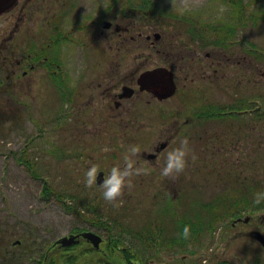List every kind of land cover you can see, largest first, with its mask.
<instances>
[{
	"label": "rangeland",
	"instance_id": "1",
	"mask_svg": "<svg viewBox=\"0 0 264 264\" xmlns=\"http://www.w3.org/2000/svg\"><path fill=\"white\" fill-rule=\"evenodd\" d=\"M40 1L43 9L40 14L44 18L49 4L48 0ZM214 2L161 0L158 4L168 10L196 12L201 23L210 24L216 19L225 21L230 7ZM245 2L248 14L258 13L259 21L248 18L247 27L231 37L234 43L238 42L228 51L192 43L193 49L197 50L196 59L201 60L200 65L194 63V67L193 61L182 58L192 59V55L187 53L188 50L182 52L184 36L175 29L145 32L142 38L135 34L137 43L129 46L131 57L125 64L129 72L135 71L132 75L134 87L141 71L156 66L173 70L178 85L177 94L167 101L159 102L148 94H139V98L125 103L127 110L142 100H150L144 110L148 114L146 121L139 125H128V120L108 121L106 116L101 120L100 106L95 104L98 117L94 115L89 119L94 124L86 125L83 119L92 113L83 114L86 112L84 103L87 97L93 103L91 91H88L86 98L72 111L77 122L73 119L68 127L61 128L54 120L60 107L46 71L37 69L22 76L19 70L16 72L20 77L13 74L9 80L3 72L4 61L0 57V81L11 85L10 91L0 86V264H49V255L43 259L49 247L74 232L90 230L106 238L108 233L104 228L90 222L97 216L112 227L113 237H122L125 244L122 248H132L146 264L202 263L203 260L210 264L216 252L235 264H264L263 248L246 234L253 230L264 234V209L245 213L244 218L253 215L251 223L231 230L223 213L222 222L211 232L208 222L213 219L212 214L218 215V211L207 212L203 208L226 195L231 178L234 179L232 190L256 186L264 179V0ZM220 5L227 11L221 14ZM36 12L35 9L26 21L28 27L32 26L31 34L36 30L34 25L43 20L33 19ZM118 23L125 26L127 20L120 19ZM147 34L153 39L156 34L162 35L155 49L142 46L149 43ZM109 36L105 35L100 46L102 54L122 56V49L118 50V44ZM2 44L0 36V54ZM207 53L211 55L209 58H206ZM70 56L74 57V65L77 50ZM20 57L15 54L10 61L16 62ZM123 73L122 80L126 76L125 70ZM241 101L250 105L244 115L239 114V119L243 116V122H204L194 118L195 112L204 107H228ZM184 138L188 139L190 149L185 171L175 179L163 177L161 169L167 153L179 147ZM162 143L166 148L157 152ZM130 146L139 148L133 159L135 167L143 171L131 177L132 187L124 189L120 198L122 203L117 207L120 201L107 202L97 180L92 187L86 185V172L96 165L98 173L103 170L106 178L112 167L123 168L124 156L130 154ZM114 150L119 153V159L111 155ZM150 154H155L152 160L148 158ZM24 160L34 164L39 178L32 175ZM48 187L52 193L44 195ZM169 198L175 200L174 205L169 203ZM198 211L203 216L202 232L193 247L179 248L177 250L181 252L177 254V250L174 251L162 238L177 233L178 218L199 221L194 217ZM147 230L150 234L158 233L163 245L153 247L152 238L156 235L152 234L146 240ZM224 233L227 240L223 242L220 237ZM185 248H192L196 253H183ZM87 251L84 245L66 253L79 256L81 264L90 263L88 261L99 264L98 256L86 254ZM57 254L52 253L54 260Z\"/></svg>",
	"mask_w": 264,
	"mask_h": 264
},
{
	"label": "flooded vegetation",
	"instance_id": "2",
	"mask_svg": "<svg viewBox=\"0 0 264 264\" xmlns=\"http://www.w3.org/2000/svg\"><path fill=\"white\" fill-rule=\"evenodd\" d=\"M159 1L161 2V0H48V13L44 14L43 18V15L40 14L43 11L40 0H17L11 8L0 13V36L3 42V51H1L0 57L4 61L2 69L5 77L9 79L11 75L16 74V78H19V70H21L22 76H27L29 72L37 69L46 71L47 80L56 95L57 105L60 107L54 120L56 125L61 124V128L68 127L73 119L76 120L77 116L72 111L79 101L82 102L86 98L88 91H91L90 99L93 103L89 101L88 97L84 103L83 109L86 112L83 114L92 113L83 119L86 125L94 124L89 120L94 115L98 117L93 104L100 106L101 120H104L106 116L108 121L128 120V125H139L146 121L148 114L144 110L150 104V100H142V102L136 103L137 105H132L125 110L126 102L134 100L139 94L140 96L148 94L150 98L153 97L159 102L167 101L177 93L170 98L160 100L139 87L138 79L143 73L166 66H156L141 71L136 78V87H134L132 75L135 71L129 72L128 68H125V64L131 57L129 56L131 49L129 46L133 45V42L137 43V37L142 38L143 33H151L154 30L175 29L184 36L181 44L182 52L185 53V50H188L186 52L192 55V59L186 56L182 58L187 62L193 61L192 67H194V63L197 65L201 63V60H197L195 57L197 50L193 49L192 43L203 46L211 45L225 51L232 48L228 45L229 35L227 34L225 40L219 43L217 33H212L214 37L209 41L204 39L199 33L200 21L196 18L198 16L196 12L183 13L168 10V8L160 6ZM35 9L37 12L33 19L43 20L34 25L36 30L33 31L34 34H31L32 26L28 27L26 21ZM37 14L40 15L36 16ZM120 19H126L127 24L120 25L118 23ZM106 34L111 35L109 37L116 41L118 50L122 49V56L109 57L102 54L100 46L104 43ZM135 34H138L137 37ZM161 39L162 35L160 34L154 35V39L151 34H147L146 40L149 43H146L147 46L143 43L142 46L155 49ZM75 50H77L78 56H76L73 65L74 57L70 55ZM90 53L96 56L92 57ZM15 54H20V59L16 62L15 60L10 61L15 57ZM206 56L209 58L211 55L207 53ZM124 70L126 76L124 75L122 80ZM175 79L177 83L176 76ZM0 86H5V91L11 89V85H4L1 81ZM126 88L132 92L130 94L129 91L125 92ZM94 91H101V93ZM160 118H164V116L161 114ZM148 158L152 160L149 155ZM252 219V216L233 218L228 221L230 223L228 228L231 230L248 226ZM98 227L104 228L103 230L107 228L104 224ZM255 232L256 230H253L246 234L255 239ZM224 234L220 237L223 242L227 240L226 233ZM103 238L104 241L107 239V237ZM256 241L263 248L262 244L258 240ZM194 243L189 246H193ZM79 244L89 246L90 249L94 247L91 242L82 238ZM106 244L107 241L101 244L103 245L101 251L104 252L105 259L109 256V252L104 249ZM54 250L62 249L60 246H56ZM191 250H188L190 255ZM117 255L119 256L118 260L121 259V255L119 253ZM186 264L202 263L193 261ZM210 264L235 263L229 258L221 257L216 252Z\"/></svg>",
	"mask_w": 264,
	"mask_h": 264
},
{
	"label": "trees",
	"instance_id": "3",
	"mask_svg": "<svg viewBox=\"0 0 264 264\" xmlns=\"http://www.w3.org/2000/svg\"><path fill=\"white\" fill-rule=\"evenodd\" d=\"M231 6L233 7L232 10V15H231V21H224L223 23H225L224 25H226V28H229L232 32H234V29L237 26H243L246 22L247 19H252L254 22L258 21V18H260L258 13H253V14H248V11L244 5V0H227ZM257 14V15H256ZM228 25L230 27H228ZM212 25H207V27H211ZM225 27H220V24H216V28L218 32H223V30L225 29ZM201 36H204L205 33L201 30L200 32ZM42 58V56H41ZM238 107L236 106H232L231 110H235ZM219 110L215 109V108H210L207 109L205 114L207 117H213L214 113L217 112ZM211 115V116H209ZM24 164L28 166V168L30 169V171L32 172V175H34L35 177L39 178V175L37 172H35L33 165L29 160H24ZM231 177V176H230ZM234 179H230L228 180L229 186H230V190H227L226 195L223 198L217 199L214 203L212 204H208L205 205L203 208L209 212L212 210L217 209L218 211V215L216 214H212V220H210L208 222L209 227H213L214 223L216 224L217 222L221 221V216L222 214H226V217L228 218H234L237 216H242L245 213H250V212H256L259 210L264 209V202H262L260 205H255L253 203L254 200V196L256 193L258 192H264V179L263 180H259V182L257 183L256 186H250L247 188H244L245 186H240V188H235V190H232L231 187H233L232 181ZM244 184V183H243ZM263 186V188H262ZM234 188V187H233ZM52 193V189L50 187L46 188V193L45 194H50ZM169 203L174 205V200L172 198H169ZM80 214V213H79ZM81 215V214H80ZM194 217H197L199 219V221H194V220H182L178 218V225L179 227L177 228V233L170 236L167 235L165 237L162 238V240L167 242V245L170 246L174 251L181 248L182 247H186L188 246L189 242H193L196 240L197 235L200 231H202V227L200 226L202 224V214L198 211L196 213H194ZM185 226H188L190 229L189 232V238L185 239L184 238V228ZM148 232V230H147ZM152 234L155 233H151L149 234V236L151 237ZM156 236L154 238H152V243H153V247L156 246H161L163 245V241H159V234L156 233ZM147 239L148 235H146ZM118 241L115 238H111L110 241L107 243V249L110 250L109 252V256L106 259V261H99L100 264H117L118 263V258L119 256L116 254V251L114 250L116 247H114L115 245L118 246ZM186 248L183 249V251H186ZM180 250H177L176 253H180ZM50 251H48L44 256L43 259H45L48 255V263L49 264H81L80 263V258L79 256L75 255V254H71L69 255L68 253H66V251H61L56 255V259L54 260V257L52 255L49 254ZM131 253V252H130ZM128 253L127 251L123 254L122 259L125 260V264H136L135 262H133V258H132V254ZM110 257V259H109ZM118 260V261H117ZM121 260V259H120ZM46 261V260H44ZM90 263L87 264H93L91 261H88ZM43 264V263H42Z\"/></svg>",
	"mask_w": 264,
	"mask_h": 264
},
{
	"label": "clouds",
	"instance_id": "4",
	"mask_svg": "<svg viewBox=\"0 0 264 264\" xmlns=\"http://www.w3.org/2000/svg\"><path fill=\"white\" fill-rule=\"evenodd\" d=\"M227 11V8L224 5H220L219 12L222 14ZM188 139L184 138L180 141V146L169 151L167 153L166 161L164 167L161 169V175L166 178L175 179L181 173L185 171L187 167V157L189 154ZM129 153L124 156V167L119 166L112 167L108 176L102 182V195L103 198L109 202L117 203L116 206L119 207L122 203L120 198L123 196L124 189L132 187L131 177L134 175H140L143 171L140 168L135 167V157L139 153V148L136 146L129 147ZM195 159V156L192 157ZM98 167L92 165L91 168L86 172V185L92 187L97 180ZM264 202V192H258L254 196L253 203L255 205H260ZM190 229L188 226L184 228V238H189ZM202 264H208L207 260H203Z\"/></svg>",
	"mask_w": 264,
	"mask_h": 264
},
{
	"label": "water",
	"instance_id": "5",
	"mask_svg": "<svg viewBox=\"0 0 264 264\" xmlns=\"http://www.w3.org/2000/svg\"><path fill=\"white\" fill-rule=\"evenodd\" d=\"M17 0H0V13L11 8ZM138 84L141 87V90L151 91L159 99H165L174 95L176 91V85L174 84V78L172 72L165 68H157L155 70L147 71L143 73L139 79ZM125 92L129 91V94L132 92L129 88H126ZM166 144L162 145V148H165ZM104 180V173L100 172L98 175L97 182L102 184ZM256 239L259 240L264 246V235L260 232H256ZM78 236H69L64 237L59 240V243L63 247H68L72 244H76L79 241L77 240ZM83 237L89 241H92L93 244L98 248L102 238L92 232H87L83 234Z\"/></svg>",
	"mask_w": 264,
	"mask_h": 264
}]
</instances>
